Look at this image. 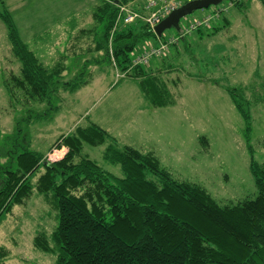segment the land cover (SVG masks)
Instances as JSON below:
<instances>
[{"label":"rangeland","instance_id":"1","mask_svg":"<svg viewBox=\"0 0 264 264\" xmlns=\"http://www.w3.org/2000/svg\"><path fill=\"white\" fill-rule=\"evenodd\" d=\"M99 1L6 0L30 50L45 66L62 63L66 70L51 103H36L18 88L12 89L11 98L6 84L13 83L21 67L12 53L8 30L0 21V148L9 146L5 140L16 133L18 122L32 116L35 121L23 123V128L29 127L31 149L56 162L68 153V148L50 152L58 139L96 124L116 139L120 148L153 153L176 180L200 186L220 205L254 198L257 189L250 164L254 159L264 165L263 1H226L221 9L226 26L231 25L227 30L194 41L185 50L174 49V57L165 61L143 63L148 73L156 76L163 72L167 80L175 105L164 108L151 107L129 76L130 70L125 73L118 67L112 39L110 61L104 51L97 50L103 43V26L93 17ZM143 1L147 0L134 3ZM189 1L173 0L171 8ZM213 8L194 12L181 21V27H190L195 19L212 14ZM176 35L171 29L164 37ZM149 45L155 44L147 42L140 52L147 51ZM79 76L87 85L73 93L64 91L63 84ZM231 90H237L249 111L250 136ZM46 112V118L38 119L37 115ZM109 144H84L82 155L121 178V167L104 160ZM6 162L1 160V164ZM40 173L33 179L31 196L0 218V253L5 255V264H57L55 252L36 246L38 236L53 246L52 235L58 226L54 200L37 190Z\"/></svg>","mask_w":264,"mask_h":264},{"label":"trees","instance_id":"2","mask_svg":"<svg viewBox=\"0 0 264 264\" xmlns=\"http://www.w3.org/2000/svg\"><path fill=\"white\" fill-rule=\"evenodd\" d=\"M134 1H99L93 17L103 26V43L98 44L97 50L104 51L110 61L112 39L116 64L122 72L130 70L129 76L148 104L153 108L173 106L163 72L153 76L147 72V64L138 65L132 59L163 47L159 57L153 59L165 61L174 57V49L185 50L194 41L224 32L231 27L226 26L224 8L221 9L228 0L211 6L212 14L195 19L190 27H181L180 22V30L174 29L177 35L171 38L164 37L166 31L159 37L144 19L149 15V0L141 5ZM6 4V0H0V21L8 30L12 53L21 67L6 88L11 98L12 89L18 88L36 103H51L59 91L65 66L60 63L50 68L40 61L21 39ZM124 6L143 19L125 23V13L121 11ZM203 10L207 9L198 11ZM147 42L155 45L140 52ZM135 51L138 53L133 58ZM86 85L83 76H79L63 87L73 93ZM237 93L230 92L250 136V114ZM48 114L37 116L41 119ZM35 120L29 116L18 122L16 133L5 140L9 146L0 148V218L31 196L33 179L43 171L36 187L40 194L54 200L58 226L52 235L53 246L42 236L36 238V246L44 252H55L57 264H264V165L254 159L250 164L257 195L223 206L200 186L176 180L153 153L130 146L120 148L117 140L96 124L58 139L50 152L68 148V153L63 159L50 162L45 154L31 149L29 127L23 128V123ZM107 142L110 144L104 160L121 167V178L82 155L84 144L99 146ZM3 158L7 162L1 164ZM4 256L0 253V264H5Z\"/></svg>","mask_w":264,"mask_h":264},{"label":"built area","instance_id":"3","mask_svg":"<svg viewBox=\"0 0 264 264\" xmlns=\"http://www.w3.org/2000/svg\"><path fill=\"white\" fill-rule=\"evenodd\" d=\"M171 1L172 0H149L146 5V10L149 11V15L144 17L147 23L150 24L153 28L163 21L167 16H169L174 10L171 8ZM121 11L125 13V23H133L137 19H143V17L129 9L127 6L121 8ZM163 47L161 49H154L150 52L145 53L144 55L139 56L136 60L137 64L148 63L154 57H158ZM146 63V64H147Z\"/></svg>","mask_w":264,"mask_h":264},{"label":"water","instance_id":"4","mask_svg":"<svg viewBox=\"0 0 264 264\" xmlns=\"http://www.w3.org/2000/svg\"><path fill=\"white\" fill-rule=\"evenodd\" d=\"M224 0H193L182 7L174 10L167 18H165L155 28L156 34L162 37L163 33L167 30L175 29L180 30V22L185 17L192 15L194 12L202 9H208L211 6H218Z\"/></svg>","mask_w":264,"mask_h":264},{"label":"crops","instance_id":"5","mask_svg":"<svg viewBox=\"0 0 264 264\" xmlns=\"http://www.w3.org/2000/svg\"><path fill=\"white\" fill-rule=\"evenodd\" d=\"M149 153H151V152H149Z\"/></svg>","mask_w":264,"mask_h":264}]
</instances>
